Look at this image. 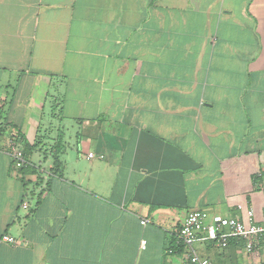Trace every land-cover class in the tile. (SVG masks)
I'll use <instances>...</instances> for the list:
<instances>
[{"label":"crops","instance_id":"1","mask_svg":"<svg viewBox=\"0 0 264 264\" xmlns=\"http://www.w3.org/2000/svg\"><path fill=\"white\" fill-rule=\"evenodd\" d=\"M0 125V264H178L194 209L259 226L264 0H0ZM250 239L193 246L264 264Z\"/></svg>","mask_w":264,"mask_h":264},{"label":"built area","instance_id":"2","mask_svg":"<svg viewBox=\"0 0 264 264\" xmlns=\"http://www.w3.org/2000/svg\"><path fill=\"white\" fill-rule=\"evenodd\" d=\"M1 133V131H0ZM20 136L11 135L6 142V151L15 161L25 164L23 152L20 148ZM26 202L22 203L23 208H27ZM246 221H242L234 216H223L220 214H211L202 209L191 210L185 217L182 225L177 231L178 241L184 245L178 264H211L206 257L199 255L194 249V242L198 240H211L217 245H227L229 238L245 239V251H253V244L250 239L251 234H258L261 241V251L264 263V208L262 219L259 226L254 225V212L251 208L246 210ZM141 224L146 222L142 219ZM0 240L11 245H17L18 241L8 234H2ZM146 246V241H140L141 249Z\"/></svg>","mask_w":264,"mask_h":264},{"label":"trees","instance_id":"3","mask_svg":"<svg viewBox=\"0 0 264 264\" xmlns=\"http://www.w3.org/2000/svg\"><path fill=\"white\" fill-rule=\"evenodd\" d=\"M4 130V128L0 125V131L2 132ZM52 157H53V161H54V170H57L58 166H59V160H58V152H57V148H55L53 151L51 152ZM172 246L176 249L177 253H182L184 250V245L178 241L177 236L173 239L172 242Z\"/></svg>","mask_w":264,"mask_h":264}]
</instances>
